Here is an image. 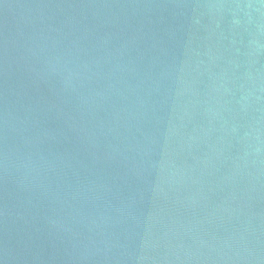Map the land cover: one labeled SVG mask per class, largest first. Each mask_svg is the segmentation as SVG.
I'll use <instances>...</instances> for the list:
<instances>
[{
  "label": "water",
  "instance_id": "95a60500",
  "mask_svg": "<svg viewBox=\"0 0 264 264\" xmlns=\"http://www.w3.org/2000/svg\"><path fill=\"white\" fill-rule=\"evenodd\" d=\"M0 264H264V0H0Z\"/></svg>",
  "mask_w": 264,
  "mask_h": 264
}]
</instances>
